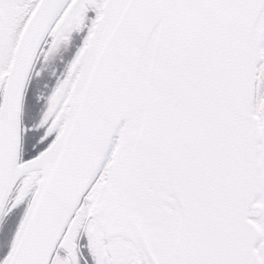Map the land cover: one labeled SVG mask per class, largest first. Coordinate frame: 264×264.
<instances>
[{
	"label": "snow or ice",
	"instance_id": "6c2138e0",
	"mask_svg": "<svg viewBox=\"0 0 264 264\" xmlns=\"http://www.w3.org/2000/svg\"><path fill=\"white\" fill-rule=\"evenodd\" d=\"M0 264H264V0H0Z\"/></svg>",
	"mask_w": 264,
	"mask_h": 264
}]
</instances>
